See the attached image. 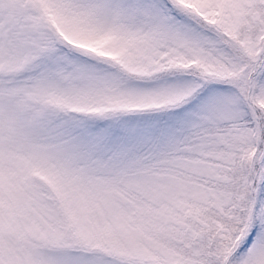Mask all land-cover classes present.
Segmentation results:
<instances>
[{
    "label": "snow or ice",
    "instance_id": "1",
    "mask_svg": "<svg viewBox=\"0 0 264 264\" xmlns=\"http://www.w3.org/2000/svg\"><path fill=\"white\" fill-rule=\"evenodd\" d=\"M0 264H264V0H0Z\"/></svg>",
    "mask_w": 264,
    "mask_h": 264
}]
</instances>
